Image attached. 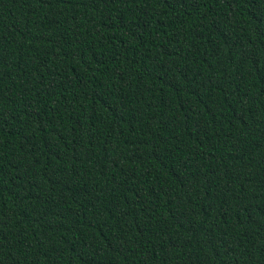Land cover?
<instances>
[{"label": "trees", "instance_id": "16d2710c", "mask_svg": "<svg viewBox=\"0 0 264 264\" xmlns=\"http://www.w3.org/2000/svg\"><path fill=\"white\" fill-rule=\"evenodd\" d=\"M264 0H0V264H264Z\"/></svg>", "mask_w": 264, "mask_h": 264}, {"label": "snow or ice", "instance_id": "6c2138e0", "mask_svg": "<svg viewBox=\"0 0 264 264\" xmlns=\"http://www.w3.org/2000/svg\"><path fill=\"white\" fill-rule=\"evenodd\" d=\"M262 22H264V21H262ZM0 248H2V244H0Z\"/></svg>", "mask_w": 264, "mask_h": 264}]
</instances>
